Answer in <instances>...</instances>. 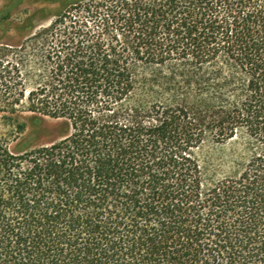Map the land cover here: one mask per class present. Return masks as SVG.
<instances>
[{
	"label": "trees",
	"instance_id": "16d2710c",
	"mask_svg": "<svg viewBox=\"0 0 264 264\" xmlns=\"http://www.w3.org/2000/svg\"><path fill=\"white\" fill-rule=\"evenodd\" d=\"M65 6L4 116L0 264H264V0Z\"/></svg>",
	"mask_w": 264,
	"mask_h": 264
},
{
	"label": "rangeland",
	"instance_id": "374dc122",
	"mask_svg": "<svg viewBox=\"0 0 264 264\" xmlns=\"http://www.w3.org/2000/svg\"><path fill=\"white\" fill-rule=\"evenodd\" d=\"M69 0H0V134L14 137L4 116L11 115L9 106L26 104L31 90H36L42 77L38 36L66 8ZM31 116L30 112L21 113ZM57 122L46 118L40 126L28 125L20 138L33 134L34 143L55 139ZM34 131V132H33ZM16 141L11 142L14 148Z\"/></svg>",
	"mask_w": 264,
	"mask_h": 264
}]
</instances>
